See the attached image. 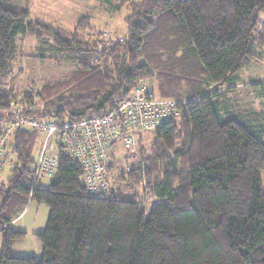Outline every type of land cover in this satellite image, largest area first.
<instances>
[{
	"label": "trees",
	"instance_id": "1",
	"mask_svg": "<svg viewBox=\"0 0 264 264\" xmlns=\"http://www.w3.org/2000/svg\"><path fill=\"white\" fill-rule=\"evenodd\" d=\"M119 1L127 3L128 29L105 44L83 34L88 16L67 30L30 19L20 0H0V134L13 120L14 64L28 35L43 46L33 57L71 61L76 70L27 94L26 115L96 117L141 79L181 108L179 118L138 135L130 170L128 152L113 148L110 186L100 194L89 192L82 165L63 151L50 185L38 186L45 177L35 180L33 167L41 149L34 154L43 135L17 128L0 183V264H264V117L220 99L264 53V0L104 3ZM31 201L50 209L45 230L33 233L42 253L16 256L13 244L29 234L12 222Z\"/></svg>",
	"mask_w": 264,
	"mask_h": 264
},
{
	"label": "rangeland",
	"instance_id": "2",
	"mask_svg": "<svg viewBox=\"0 0 264 264\" xmlns=\"http://www.w3.org/2000/svg\"><path fill=\"white\" fill-rule=\"evenodd\" d=\"M20 2L30 9V19L67 30L76 28L78 22L88 16L89 27L83 30V34L86 37H100L105 44H108L110 40L121 38L128 29L124 22L125 16L129 13L127 3L119 5L121 4L120 1L115 3L112 8L108 7L104 0H20ZM86 24L84 21L82 26H86ZM19 46L21 55L14 64L15 83L19 96L13 102H20L24 105L22 101L27 97V94L34 93L35 90H39L49 82L66 81L70 74L76 70V66L71 61L57 62L33 57L43 51L42 42L34 36L24 37ZM44 46L45 51H47L48 47L46 44ZM236 77V86L227 91L224 97H220V99L227 98L233 104L238 105L240 109L253 108L264 117V85L261 84L264 80V53L261 54V59L253 60L243 70L239 71ZM257 82L258 85H254ZM157 95L159 94L157 93ZM144 138L146 145L149 146L151 134L144 135ZM10 142L11 138L8 139V144ZM41 147L42 142L36 147L35 157H37ZM12 156L13 153L7 146L4 155L0 156V183L8 176V170L12 166V162H10ZM138 159L139 154L127 161L126 166ZM260 173L264 189V170H261ZM51 182L52 178L45 177L38 182V186L48 187ZM49 213L50 209L47 205L31 201L28 211L12 222L14 229L25 230L29 234L25 239L15 241L12 247L14 255L41 256L42 245L33 236V233L45 230ZM1 244L2 237L0 234V248Z\"/></svg>",
	"mask_w": 264,
	"mask_h": 264
},
{
	"label": "built area",
	"instance_id": "3",
	"mask_svg": "<svg viewBox=\"0 0 264 264\" xmlns=\"http://www.w3.org/2000/svg\"><path fill=\"white\" fill-rule=\"evenodd\" d=\"M178 105L177 100L157 95L146 79L139 80L131 94L117 101L111 111L80 121L26 115V105L12 102L8 111L13 120L0 136V156L4 155L8 139L17 128L38 130L43 141L33 167L35 180L55 174L59 153L63 151L82 165L83 183L89 192L105 193L110 186L105 167L111 162L113 148L118 144L128 152L131 157L126 161L134 158L138 152V135L156 130L170 118H179ZM131 164L127 166L129 170Z\"/></svg>",
	"mask_w": 264,
	"mask_h": 264
},
{
	"label": "crops",
	"instance_id": "4",
	"mask_svg": "<svg viewBox=\"0 0 264 264\" xmlns=\"http://www.w3.org/2000/svg\"><path fill=\"white\" fill-rule=\"evenodd\" d=\"M28 209H29V206L27 207V209L24 212L28 211ZM24 212L20 216H22L24 214Z\"/></svg>",
	"mask_w": 264,
	"mask_h": 264
}]
</instances>
